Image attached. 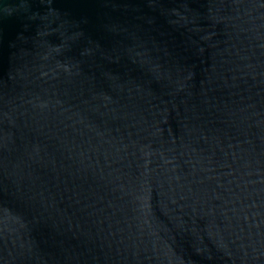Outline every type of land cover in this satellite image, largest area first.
I'll list each match as a JSON object with an SVG mask.
<instances>
[{
	"label": "water",
	"instance_id": "water-1",
	"mask_svg": "<svg viewBox=\"0 0 264 264\" xmlns=\"http://www.w3.org/2000/svg\"><path fill=\"white\" fill-rule=\"evenodd\" d=\"M0 264H264V0H0Z\"/></svg>",
	"mask_w": 264,
	"mask_h": 264
}]
</instances>
